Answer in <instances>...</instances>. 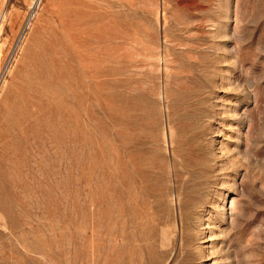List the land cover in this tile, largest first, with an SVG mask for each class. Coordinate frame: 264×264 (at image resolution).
I'll use <instances>...</instances> for the list:
<instances>
[{"label": "rangeland", "instance_id": "rangeland-1", "mask_svg": "<svg viewBox=\"0 0 264 264\" xmlns=\"http://www.w3.org/2000/svg\"><path fill=\"white\" fill-rule=\"evenodd\" d=\"M0 264H264V0H0Z\"/></svg>", "mask_w": 264, "mask_h": 264}, {"label": "bare ground", "instance_id": "bare-ground-1", "mask_svg": "<svg viewBox=\"0 0 264 264\" xmlns=\"http://www.w3.org/2000/svg\"><path fill=\"white\" fill-rule=\"evenodd\" d=\"M75 27V26H74ZM44 93V92H43ZM198 140V139H197ZM200 176V175H199ZM196 181V180H195ZM233 206V205H232Z\"/></svg>", "mask_w": 264, "mask_h": 264}]
</instances>
